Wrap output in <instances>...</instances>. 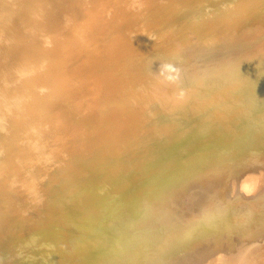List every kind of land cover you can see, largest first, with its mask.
<instances>
[{
	"label": "bare ground",
	"instance_id": "6f19581e",
	"mask_svg": "<svg viewBox=\"0 0 264 264\" xmlns=\"http://www.w3.org/2000/svg\"><path fill=\"white\" fill-rule=\"evenodd\" d=\"M152 1L155 0H0V169L11 166V176L38 182L48 199L46 211L16 212L3 221L20 216L25 221L46 222L47 228H36L43 244L83 240L82 225L102 227L111 222L113 234L103 233V238L115 235V240L97 264H169L182 254L184 247L185 253L202 250L194 238L214 239L208 246L210 252L220 247L207 264H264L263 199L242 201L238 206L243 225L249 216L263 220L259 236L263 247L251 249V256L259 258V263H248L251 245L247 243L237 252L234 263L225 258L232 252L227 248L231 235L234 233L238 240L240 232L221 228L219 235H212L216 232L212 224L199 228L168 223L169 217L162 216L159 202L155 203L156 198L165 197L164 189H158L143 204L138 202V187L146 186V171L155 163H163L162 168L171 171L172 183H178L181 175L183 178V171L175 172L170 165L172 150L187 129L181 124L198 110L196 107L187 113L195 106L191 102L185 104L186 108H181L183 121L173 123L170 130L158 129L149 119L148 113L157 120L163 108L160 102L165 104L162 95L168 93L164 77L157 76L162 66L158 58L179 49L173 43L157 50L160 54L154 56L146 41L138 45V35L149 34L157 40L161 24L169 23L168 29L178 31L198 15L192 8L184 16L179 17L177 12L168 14L167 8L176 5V0H162L152 21L157 27H152L153 5H138ZM261 6L263 10L264 2L250 4L253 10L249 13L241 11L234 17L231 13V19L239 23L225 30L235 32L245 20L250 26L264 23L262 14L257 16ZM202 11L199 9L198 13ZM193 57L198 62L205 59L199 54ZM142 72L154 76L145 77ZM232 72L224 69L209 76V95L222 85L213 81L226 82ZM211 98L217 101L215 95ZM173 108L177 107H167L163 112L171 114ZM170 132L171 136H165ZM8 144L18 147L13 151ZM7 150L12 152L11 164L6 163ZM24 163L26 173L20 168ZM189 163L192 167L185 179L195 185L204 179L200 171L213 165L207 161L194 166L193 158ZM37 173L45 178L40 180ZM57 196L69 199L67 206L55 203ZM39 198L32 192L24 205L17 195L13 204L27 211ZM203 203L204 199L198 204ZM229 203L225 201L226 205ZM257 204L259 210L253 213ZM146 209H151L153 215L150 210L144 214ZM57 215L76 219L59 223ZM30 227L35 229L26 223L20 229ZM185 231L190 238L183 237ZM257 234L258 230L254 237ZM21 237L18 234L14 238ZM220 237L223 246L215 241ZM74 254L78 257L66 258V264H85L83 252Z\"/></svg>",
	"mask_w": 264,
	"mask_h": 264
},
{
	"label": "rangeland",
	"instance_id": "374dc122",
	"mask_svg": "<svg viewBox=\"0 0 264 264\" xmlns=\"http://www.w3.org/2000/svg\"><path fill=\"white\" fill-rule=\"evenodd\" d=\"M161 1L138 3L140 7L153 5L150 20L152 27H157L152 21L157 5ZM247 2L244 0H176V5L173 4L172 7L167 8L168 14L177 12L180 17L185 15L187 9L192 8L198 14L197 18L191 23L182 25L178 31L174 28L168 29L169 23L161 24L162 28L158 29L157 33L161 36L157 40L150 38L149 34L138 35V45L146 41L154 56L156 53L160 54L156 52L157 50L173 43H176L179 49L177 52L158 58L161 65L175 66L179 76L178 79L171 81L162 76L163 81L168 85V93L162 95L165 104L160 102L163 108L157 120H153L148 113L152 124L158 129L168 127L170 130L173 123L183 121L181 108H186L185 104L191 102L195 106L191 107L187 113L198 108L194 117L181 124L187 128L184 137L173 150L171 149L173 155L170 165L175 172L183 171V178L181 175L178 183H172L171 171L168 169L165 171L162 168L163 163L161 165L155 163L146 171V186L142 184V187H138L140 189L136 192L140 198L138 202L143 204L146 199L153 198L158 189H164L165 197L156 198L155 203L159 202L161 215L169 217L168 223L189 224L191 227L199 228H204V224H212L216 229L212 235H219L221 228L240 232L241 236L238 240L234 233L231 235L230 247H227L232 252L225 258L231 263L236 260L237 252L244 243L251 245L248 263H259V258L251 256V249L263 247V244L259 242L263 220L259 222L258 218L249 216L243 225L238 217V206L242 204V201L256 202L263 199L262 202H264V23L259 26H250L245 20L236 27L235 32L229 33L225 30L229 27L232 29L239 23L231 19V13L232 17L241 11L249 13L253 10L250 4L261 5L264 0H248ZM199 9L203 11L198 13ZM258 10L257 16L262 14L264 20V8L262 10L261 6ZM199 26H202L201 31L198 30ZM171 54L175 57L169 56ZM193 54H199L205 59L198 62ZM173 61L179 62L172 64ZM224 69L233 71L230 78L226 82L213 81L215 84L222 85L214 94L209 95L207 89L209 84H212L209 76L211 78L212 74H218ZM134 73L135 71L132 74ZM142 76L153 78L154 75L142 72ZM157 76H160V71ZM214 95L217 101L211 98ZM170 106L177 108L171 109L173 112L171 114L163 112ZM153 118L156 119V117ZM193 120L195 123H192ZM145 128L148 129V126ZM172 134L173 132H170L165 136ZM7 146L13 151L18 147L10 144ZM5 153L7 154L6 163L11 164L12 152L7 150ZM191 158L195 163L194 166L207 161L213 164L210 169L200 171V176L204 179L197 185L185 179L192 167L189 163ZM26 167L25 163L20 164L21 170L25 173ZM10 172H12L11 166L0 169V192H4L0 194V264H50L53 261H55L54 264H66V258L78 257L75 256V251L83 252L85 264H97L104 258L108 253L107 247H112L115 240V235L103 238V233L113 234L111 230L114 231V228L111 222L108 225L106 222L102 227L101 225L94 227L82 225V229L85 230V234L81 235L83 240L49 241L45 244L40 242L36 228H47L46 222L32 219L25 221L18 216L5 223L3 219L12 218L16 212L21 214L46 211L48 201L42 193L43 187L38 182L30 181L25 176H11ZM37 176L40 180L45 178L42 173H37ZM209 187L211 191L217 192L211 193ZM19 190L24 192L19 194L16 192ZM32 192L40 196L36 205L27 211L21 205L14 207L13 203L17 195L20 202L26 205ZM58 198L54 199L55 203L67 206L69 199ZM203 199L204 203L198 204L199 200ZM228 200L230 203L226 205L225 201ZM253 208L255 213L259 210V204ZM147 210L151 211L146 209L144 214ZM151 215H153L152 211ZM56 218L59 223L72 222L76 219V217L60 215ZM17 219L23 221L19 224L12 223ZM23 223L35 229L30 227L29 230H21ZM257 230L258 234L254 237ZM18 234L22 237L15 239L14 237ZM183 237L190 238L189 232H183ZM213 240L194 238L193 241L199 244L202 250L200 252L188 250L185 253L184 247L182 254L173 258L169 264H207L208 260L214 256L213 252L220 248L217 247L210 252L208 246L213 243ZM215 241L221 246L224 244L221 237ZM198 253L200 256H197Z\"/></svg>",
	"mask_w": 264,
	"mask_h": 264
},
{
	"label": "clouds",
	"instance_id": "9594fccd",
	"mask_svg": "<svg viewBox=\"0 0 264 264\" xmlns=\"http://www.w3.org/2000/svg\"><path fill=\"white\" fill-rule=\"evenodd\" d=\"M160 74L165 76L166 79L170 81L178 79L179 76L178 70L175 68V66L169 64L161 66Z\"/></svg>",
	"mask_w": 264,
	"mask_h": 264
}]
</instances>
